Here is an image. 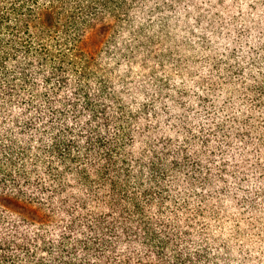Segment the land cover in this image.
I'll return each mask as SVG.
<instances>
[{"label": "trees", "instance_id": "trees-1", "mask_svg": "<svg viewBox=\"0 0 264 264\" xmlns=\"http://www.w3.org/2000/svg\"><path fill=\"white\" fill-rule=\"evenodd\" d=\"M0 264H264V0H0Z\"/></svg>", "mask_w": 264, "mask_h": 264}]
</instances>
